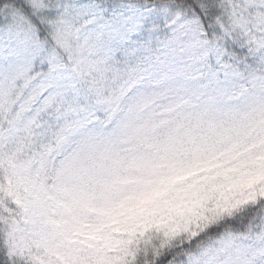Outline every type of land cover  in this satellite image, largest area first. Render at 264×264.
I'll return each mask as SVG.
<instances>
[{
    "label": "snow or ice",
    "instance_id": "1",
    "mask_svg": "<svg viewBox=\"0 0 264 264\" xmlns=\"http://www.w3.org/2000/svg\"><path fill=\"white\" fill-rule=\"evenodd\" d=\"M0 264H264V0H0Z\"/></svg>",
    "mask_w": 264,
    "mask_h": 264
}]
</instances>
